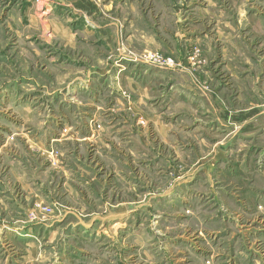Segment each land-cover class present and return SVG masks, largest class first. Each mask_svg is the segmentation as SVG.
<instances>
[{
	"label": "rangeland",
	"instance_id": "obj_1",
	"mask_svg": "<svg viewBox=\"0 0 264 264\" xmlns=\"http://www.w3.org/2000/svg\"><path fill=\"white\" fill-rule=\"evenodd\" d=\"M32 2L37 13L47 7ZM8 3L0 0V222L20 239H0V264H264L262 132L250 142L222 127L206 112L213 100L193 94L220 88L232 113L251 100L154 47L124 50L128 61L92 78L121 52L84 40L81 18L57 2L37 26L28 16L8 24ZM65 28L78 49L66 46ZM240 166L254 169L237 177Z\"/></svg>",
	"mask_w": 264,
	"mask_h": 264
},
{
	"label": "crops",
	"instance_id": "obj_2",
	"mask_svg": "<svg viewBox=\"0 0 264 264\" xmlns=\"http://www.w3.org/2000/svg\"><path fill=\"white\" fill-rule=\"evenodd\" d=\"M5 1L12 4L11 11L6 14L8 24H17V16H28L34 26H37L38 17L52 12L51 5L47 4L57 2L66 7L67 12L72 10L81 18L75 25L81 27L77 33L84 36V40L95 37L94 42L101 41L106 48L121 52L122 57H115V62L108 58V61L104 60V68L93 70L95 76L92 78L108 77L117 60L125 62L124 59H128L122 52L124 50L145 51L154 47L168 52L183 67L200 70L197 77L206 83H216L221 88L227 83L235 84L237 100L251 101L233 113L223 102V90L220 88L217 92L211 90L210 94L194 93L193 98L210 97L213 101H208L206 112L212 110L222 127L235 128L250 142L258 131L264 137V102L260 101L264 99V0H44L47 7L39 8L42 13L34 10L32 0ZM65 30L61 35L70 33L74 37L73 42L66 46L78 49L77 34L70 28ZM190 50L191 54L199 51L195 62L187 59ZM235 136L238 142L240 136ZM251 147L253 145L248 146L249 151L244 152V156L252 155ZM244 156L240 159L242 163H245ZM253 169L240 166L236 170L237 177H249ZM44 226L50 228L52 224ZM13 227L11 223L0 222L2 241L20 239L18 229ZM4 245L1 244L2 248ZM8 246L12 248V244L8 243ZM14 249L15 246L10 250L14 253Z\"/></svg>",
	"mask_w": 264,
	"mask_h": 264
},
{
	"label": "built area",
	"instance_id": "obj_3",
	"mask_svg": "<svg viewBox=\"0 0 264 264\" xmlns=\"http://www.w3.org/2000/svg\"><path fill=\"white\" fill-rule=\"evenodd\" d=\"M167 64H168V65H171V64H173V63H172V62H167Z\"/></svg>",
	"mask_w": 264,
	"mask_h": 264
}]
</instances>
